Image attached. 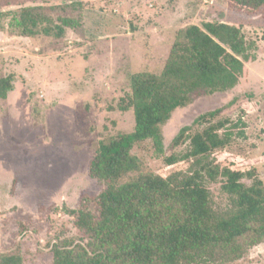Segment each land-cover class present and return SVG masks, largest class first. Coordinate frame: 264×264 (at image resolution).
<instances>
[{
	"label": "rangeland",
	"instance_id": "obj_1",
	"mask_svg": "<svg viewBox=\"0 0 264 264\" xmlns=\"http://www.w3.org/2000/svg\"><path fill=\"white\" fill-rule=\"evenodd\" d=\"M24 6H42L51 26L65 17L76 25L65 27L62 37L24 36L10 24ZM204 21L235 24L257 42L248 76L228 92L193 96L176 109L162 127L164 154L150 143L134 152L143 172L168 176L186 170L190 163L165 162L186 149L173 147V138L200 114L231 102L222 115L243 118L247 135L217 157L255 166L264 181L263 15L233 10L225 0H0V78L12 76L14 85L6 99L0 97V259L14 254L23 264H53L56 244H86L69 211L80 207L84 194L96 196L105 188L89 173L100 142L134 130V110L119 107L130 76L160 72L179 30ZM211 189L226 206L219 184ZM214 259L264 264V240L248 235L239 253Z\"/></svg>",
	"mask_w": 264,
	"mask_h": 264
},
{
	"label": "trees",
	"instance_id": "obj_2",
	"mask_svg": "<svg viewBox=\"0 0 264 264\" xmlns=\"http://www.w3.org/2000/svg\"><path fill=\"white\" fill-rule=\"evenodd\" d=\"M225 1L233 10L264 16V0ZM50 22L42 6H24L10 24L29 37H62L65 27L76 25L68 17L56 26ZM257 49L240 26L204 21L179 30L160 72L130 76V91L119 107L134 110V130L100 142L89 173L105 188L96 196L84 194L80 207L69 211L88 241L56 244L53 264H219L214 257L239 253L248 235L264 240V181L257 168L217 157L247 135L243 118L222 115L231 102L200 114L173 138V147L186 149L166 156L165 162L190 163L186 170L168 176L143 172L134 152L150 143L155 153L164 154L162 127L172 113L193 96L234 89L248 76ZM13 88L12 76L0 78L1 98ZM213 183L227 196L226 206L214 200ZM0 261L23 264L22 256L14 254Z\"/></svg>",
	"mask_w": 264,
	"mask_h": 264
}]
</instances>
